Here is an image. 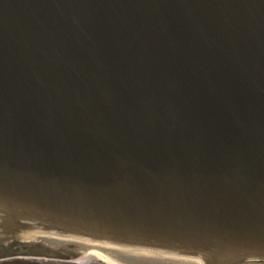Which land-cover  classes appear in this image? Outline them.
Listing matches in <instances>:
<instances>
[{
    "label": "water",
    "instance_id": "obj_1",
    "mask_svg": "<svg viewBox=\"0 0 264 264\" xmlns=\"http://www.w3.org/2000/svg\"><path fill=\"white\" fill-rule=\"evenodd\" d=\"M28 223L264 260V0H0V236Z\"/></svg>",
    "mask_w": 264,
    "mask_h": 264
},
{
    "label": "bare ground",
    "instance_id": "obj_2",
    "mask_svg": "<svg viewBox=\"0 0 264 264\" xmlns=\"http://www.w3.org/2000/svg\"><path fill=\"white\" fill-rule=\"evenodd\" d=\"M65 238V237H64ZM59 238H49L46 242L56 244ZM78 244L79 246H87L92 248L86 251L87 258L97 259L107 264H207L208 259L201 255L180 254L178 252L167 251L160 252L158 250L129 248L110 243H96L85 239L76 238L74 236H66L63 242ZM239 262H231L230 264H264L255 263L257 259L240 258ZM238 260V259H237ZM125 262V263H124Z\"/></svg>",
    "mask_w": 264,
    "mask_h": 264
},
{
    "label": "flooded vegetation",
    "instance_id": "obj_3",
    "mask_svg": "<svg viewBox=\"0 0 264 264\" xmlns=\"http://www.w3.org/2000/svg\"><path fill=\"white\" fill-rule=\"evenodd\" d=\"M46 240L0 242V264H82L77 245L59 240L50 244Z\"/></svg>",
    "mask_w": 264,
    "mask_h": 264
},
{
    "label": "rangeland",
    "instance_id": "obj_4",
    "mask_svg": "<svg viewBox=\"0 0 264 264\" xmlns=\"http://www.w3.org/2000/svg\"><path fill=\"white\" fill-rule=\"evenodd\" d=\"M90 250H92V248H90V247H83L81 249H78V252H80L79 262H81L82 264H86V263H88V264H107V263L99 261L97 259L87 258L86 251H90Z\"/></svg>",
    "mask_w": 264,
    "mask_h": 264
}]
</instances>
